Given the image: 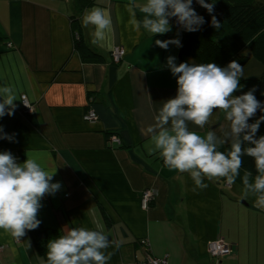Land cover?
<instances>
[{
    "label": "crops",
    "instance_id": "0c3cea01",
    "mask_svg": "<svg viewBox=\"0 0 264 264\" xmlns=\"http://www.w3.org/2000/svg\"><path fill=\"white\" fill-rule=\"evenodd\" d=\"M129 2L103 0L113 33L111 48H102L91 43V26L81 23L97 0H0V86L17 95L14 115L0 118L16 142L0 140V150L20 162L29 152L44 155L47 169L55 170L52 182L61 184L41 201L44 224L104 231L112 242L108 264H141L147 255L165 264H264V208L255 206L254 197L242 199L240 178L234 185L205 179L207 188L193 191L188 174L165 167L154 151L147 128L161 102L176 92L175 78L162 66L170 55L180 62V48L166 51L154 41L175 38L178 29L138 35L127 24ZM193 8L205 13L195 0ZM179 31L180 41L191 33ZM79 45L90 56H82ZM116 47L124 52L117 63L111 55ZM251 65L259 70L248 63L243 78L255 77L245 73ZM22 95L32 115L21 110ZM91 110L96 120L84 121ZM212 123L190 128L204 135ZM110 136L120 144H110ZM146 191L153 197L144 208ZM240 200L243 206L233 208ZM25 240L30 242L27 234L19 242L0 230V264H38ZM218 240L229 251L215 262L207 246Z\"/></svg>",
    "mask_w": 264,
    "mask_h": 264
},
{
    "label": "clouds",
    "instance_id": "9594fccd",
    "mask_svg": "<svg viewBox=\"0 0 264 264\" xmlns=\"http://www.w3.org/2000/svg\"><path fill=\"white\" fill-rule=\"evenodd\" d=\"M103 0H97L90 9H85L82 26H91V43L102 48H111L113 17ZM210 16V26L221 27L216 19L211 0H195ZM127 24L138 35L142 30L152 36H163L173 29L174 19L178 26L175 38L155 40L163 50L169 46L182 47L179 30L196 32L205 20L193 8V0H130L124 5ZM139 12V17L137 13ZM175 78L176 92L173 97L161 102L154 117L155 123L147 128L150 139L165 167L178 173H187L193 182V191L207 188L205 179H223L234 185L240 178L241 197H254V204L264 208V135L257 136L264 115V102L256 99L253 87L240 95L243 86V67L233 60L221 67L215 63L185 61L177 63L175 56H167L162 66ZM264 95V92L261 93ZM15 89L0 86V118L13 116L17 105ZM219 110L228 121L222 136L209 128L204 135L190 128L203 129L214 112ZM255 118V119H253ZM252 120L251 123L249 121ZM15 133L4 132L0 126V140L15 143ZM226 146L221 151L220 147ZM20 162L10 150L0 151V230L21 242L28 231L41 224L38 219L41 201L55 195L61 188L53 183L55 170H48L42 153L29 152ZM253 160L255 175L243 169V157ZM62 234L50 238L43 257L37 255L38 264H108L113 255L107 251L112 242L104 231L82 226H64ZM26 248L30 247L29 241ZM16 249L12 252L15 254Z\"/></svg>",
    "mask_w": 264,
    "mask_h": 264
},
{
    "label": "trees",
    "instance_id": "16d2710c",
    "mask_svg": "<svg viewBox=\"0 0 264 264\" xmlns=\"http://www.w3.org/2000/svg\"><path fill=\"white\" fill-rule=\"evenodd\" d=\"M214 4V15L221 22L219 29L210 26L211 16L205 11L202 17L205 23L196 32H191L181 38L182 47L179 51L180 62H185L186 56L196 63H215L221 67L235 60L241 67H245L250 59L257 62L260 74L253 78H241L242 91L236 92L240 95L255 87L256 99L264 102V3L256 0H211ZM173 24V22L171 21ZM175 29H178L174 26ZM79 52L82 56L89 54L88 49L79 45ZM248 49L250 54L244 55L241 52ZM179 62V63H180ZM264 113H257V117ZM255 119V118H253ZM252 120L249 121L251 123ZM264 135V122L260 124L257 136ZM221 151L226 146L220 147ZM2 151V150H0ZM12 153V152H11ZM243 169H247L255 175L253 160L250 157H243ZM101 214L107 224L110 221ZM41 224L35 230L28 231L27 235L32 244L34 252L43 257L46 253V244L50 238H56L61 231L47 227L41 216ZM214 242V241H212Z\"/></svg>",
    "mask_w": 264,
    "mask_h": 264
},
{
    "label": "built area",
    "instance_id": "2783aa9c",
    "mask_svg": "<svg viewBox=\"0 0 264 264\" xmlns=\"http://www.w3.org/2000/svg\"><path fill=\"white\" fill-rule=\"evenodd\" d=\"M174 26L178 28V26L175 24V20H172ZM10 46V44L8 45ZM112 60L114 62L120 61V59L123 57L124 52L120 48L116 47L111 52ZM21 110L23 113L27 115H32L34 113L33 107L29 104V102L26 99V96H21ZM83 120L86 122H93L96 120V114L91 110L86 115H84ZM110 144L113 145H119L120 140L116 136H110L108 138ZM152 195L151 193H145L142 195V207L146 208L148 205V202L150 201ZM142 245H145V241H140ZM2 247H0V250ZM228 250V245H225L222 240L214 241L208 243L207 246V252L211 258L218 259L221 258ZM141 264H165V261L159 260L156 258H153L149 255L146 256L145 261H143Z\"/></svg>",
    "mask_w": 264,
    "mask_h": 264
},
{
    "label": "rangeland",
    "instance_id": "374dc122",
    "mask_svg": "<svg viewBox=\"0 0 264 264\" xmlns=\"http://www.w3.org/2000/svg\"><path fill=\"white\" fill-rule=\"evenodd\" d=\"M246 1H248V0H246ZM256 1H259V2H262V3H264V0H256ZM242 54H244V55H247V54H250L249 53V50L248 49H244L242 52H241ZM185 61H192V59L191 58H189L188 56H186V59H185ZM250 63H253V65H259L257 62H255L254 60H252V59H250V61H249V64ZM260 66V65H259ZM248 72V74H249V76H258L259 74H260V68H259V70L258 69H254V67H252V65H251V67L249 66V70H247L245 73H247ZM254 73V75H252ZM216 115V116H215ZM211 120H214V123H212V125H211V127L210 128H212L213 130L215 129L216 130V133H217V135L218 136H222L223 135V132H224V130L225 129H227L228 128V121H226L224 118H223V113L222 112H220L219 110H216L215 112H214V116H212L211 118H210V120H209V122H211ZM151 193L152 194V192H150V191H146L145 193ZM145 193H143V194H145ZM142 194V195H143ZM150 197L152 198L153 197V194L152 195H150ZM243 202L240 200V203H238V204H236V205H234V206H232L233 208L234 207H242L243 206ZM232 209V208H231ZM249 214V212H245V217L244 218H246V216ZM229 220H231L230 219V217H229ZM228 220V222H230ZM231 223V222H230ZM230 223H229V225H230ZM224 224H226V220H225V222H224ZM256 229V228H255ZM256 231L258 232V234H259V238H262V233L260 232V231H258L257 229H256ZM215 262H217V260L216 259H213Z\"/></svg>",
    "mask_w": 264,
    "mask_h": 264
}]
</instances>
